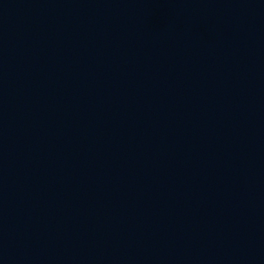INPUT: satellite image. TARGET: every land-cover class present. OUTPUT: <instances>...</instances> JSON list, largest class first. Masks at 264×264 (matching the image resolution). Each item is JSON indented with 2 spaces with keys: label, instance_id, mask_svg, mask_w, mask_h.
<instances>
[{
  "label": "water",
  "instance_id": "water-1",
  "mask_svg": "<svg viewBox=\"0 0 264 264\" xmlns=\"http://www.w3.org/2000/svg\"><path fill=\"white\" fill-rule=\"evenodd\" d=\"M0 264H264V0H0Z\"/></svg>",
  "mask_w": 264,
  "mask_h": 264
}]
</instances>
